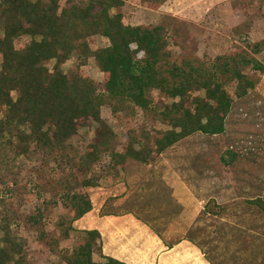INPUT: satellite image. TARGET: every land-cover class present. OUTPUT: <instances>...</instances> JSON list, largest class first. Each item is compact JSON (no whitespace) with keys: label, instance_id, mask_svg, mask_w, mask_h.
Masks as SVG:
<instances>
[{"label":"trees","instance_id":"1","mask_svg":"<svg viewBox=\"0 0 264 264\" xmlns=\"http://www.w3.org/2000/svg\"><path fill=\"white\" fill-rule=\"evenodd\" d=\"M127 1L0 0V148L9 147L16 156L29 158L42 154L63 171L70 165L85 174L80 180L72 171L70 178L61 182L67 186L62 195L70 200L72 217L70 221L62 217L57 232L46 229L44 211L28 219L39 239L52 252L60 253L65 264H127L107 255H103V262L94 260L96 251L103 252L102 234L97 229L85 230L82 241L71 252L60 247L74 230L73 223L94 208L88 192L79 188L98 186L106 171L96 176L88 174L104 154L110 155V165L114 167L125 168L129 159L150 164L175 144L197 133L211 137L226 134L228 118L236 102L257 86V80L248 70L264 73V64L255 56L263 52L264 39L234 47L214 59L172 60L169 38L177 39L173 33L177 30V19L168 15L154 26L128 24L122 11ZM142 1L158 8L168 0ZM258 1L260 7L264 5V0ZM234 2V6L241 4L243 8L253 3L251 0ZM250 24L245 21L236 31L247 32ZM97 35L106 37L110 44L93 49L89 39ZM23 36L30 40L19 48L17 40ZM74 54L78 55L80 65L95 59L103 72L102 90L96 81L79 70L71 74L63 71L62 65ZM52 60L55 61L53 69L49 66ZM229 85L235 87L234 94L227 88ZM154 91L172 101L160 106L152 96ZM198 91H204V95L196 94ZM104 105L127 119L141 111L169 129L160 132L153 146L150 132L142 130L137 134L130 128L126 150L120 152L115 145L117 133L102 116ZM94 125L86 151L79 157L72 154V139L81 129ZM226 155L233 162L239 154L232 145L221 155L223 163H228ZM260 156L258 151L254 152L253 161L257 162ZM168 191L169 201H173ZM248 202L264 214V195ZM169 207L173 209V202ZM223 210V206L210 200L204 213L219 216ZM174 211L167 210L170 219ZM137 217L170 248L184 238L168 241L147 218ZM185 238L202 249L193 239ZM0 264H30L25 242L13 233L9 215L1 217Z\"/></svg>","mask_w":264,"mask_h":264},{"label":"rangeland","instance_id":"2","mask_svg":"<svg viewBox=\"0 0 264 264\" xmlns=\"http://www.w3.org/2000/svg\"><path fill=\"white\" fill-rule=\"evenodd\" d=\"M63 1L66 3L67 0ZM251 1L252 5L243 8L241 4L234 6V0H168L158 8H151L142 0H128L122 11L125 22L131 25L154 26L162 23L168 15L175 17L177 30L173 33L177 39L170 37L168 47L172 60L202 61L206 57L214 59L225 55L234 47H245L247 43L264 39V5L260 7V1ZM245 21L251 22L250 29L247 32L242 30L240 34L236 28ZM29 40L28 36L19 38L18 47L23 48ZM89 41L93 49L110 44L106 37L100 35ZM255 56L264 64V50ZM54 64V60L50 61V68L53 69ZM62 68L67 74L79 70L96 81L102 90L103 72L94 58H90L86 65H80L78 55L74 54ZM248 72L257 80V86L247 97L235 100V110L228 118L226 134L211 137L197 133L175 144L150 164L129 159L125 168L114 167L110 165V155L104 154L88 174L96 176L106 171L98 186L79 188V191L88 192L97 209L93 208L89 215L73 223L74 230L69 239L60 244L62 250L71 252L82 241L85 230L97 229L101 232L103 225L105 235L123 238L124 221L108 219L106 213H123L130 209L136 210L138 216L149 219L168 241H175L181 236L193 239L215 264H264V214L248 202L258 195H264V73H254L250 69ZM227 88L234 94V86ZM195 93L204 95V91ZM152 96L160 106L172 101L159 91H154ZM102 116L117 133L115 145L120 152L126 150L130 128L137 134H141L142 130L150 132L153 146L155 138L161 136L160 132L169 129V126L147 118L141 111L127 119L124 114L116 115L109 105H104ZM95 127L81 129L72 139V154L79 157L86 151ZM232 145L234 151L247 155L245 157L249 160L253 159L256 151L261 156L254 165L246 166L242 162L228 168L221 162V155ZM72 171L80 180L84 178L82 171L70 165L63 171L57 164L49 163L42 154L29 158L16 156L9 147L0 148V223L3 215H9L13 233L25 242L30 264H65L60 253L52 252L39 239L38 233L28 224V219L44 211L46 229L56 232L62 217L71 220L70 200L62 195L67 186L61 182L70 178ZM213 171L223 173L217 174L218 179L214 180L211 177ZM171 175L189 178V191L182 184V193H177L182 194L185 202H190L189 214L184 216L178 212L173 220L167 216V210H171L169 204L172 203L167 185ZM202 177L204 179L200 180ZM222 178L227 181L220 182ZM246 179L252 182H244ZM248 185L252 190L244 192ZM215 186L216 189L212 190ZM220 186L226 191L222 190L219 197L227 201L221 205L224 207L222 215L205 214L208 201L217 203L218 198L215 197L218 195L214 194ZM185 192H189L188 200ZM104 201V207L99 210ZM106 239V236L105 239L101 238L103 252L94 253L95 261H105V248L112 246ZM136 241H140V238ZM136 245L141 247L145 243L137 242ZM195 251L194 243L186 241L172 254V260L164 264H198ZM186 253L189 257L187 261L184 258Z\"/></svg>","mask_w":264,"mask_h":264},{"label":"crops","instance_id":"3","mask_svg":"<svg viewBox=\"0 0 264 264\" xmlns=\"http://www.w3.org/2000/svg\"><path fill=\"white\" fill-rule=\"evenodd\" d=\"M238 152V156L236 157V159L233 162H230V156L226 155V160L228 163H222L224 164V166L228 167V168H232L234 166H236L237 164H241L242 162H245L246 166H249V164H255V162L253 161V159L249 160L247 159L245 156L247 155H241V153L239 151ZM168 173V172H167ZM223 171L221 173H216V171H213V175L211 176L214 180H217L218 177L216 176L217 174H222ZM206 174V173H205ZM172 177L167 180V185L170 187L168 189H170V191H172V198H174V200L172 201L174 204V209H171V211L175 210V214L172 215V220L174 219L175 216H177V213L180 212L181 214H183L184 216H186L187 214H189V205L190 202L187 203L184 201L182 194L177 195L178 191L181 192V187H183L182 184H185L184 187L187 191H189V178H183V177H179L176 178L175 175H171ZM166 177V176H165ZM167 179V178H166ZM204 179L203 177L200 178ZM206 179V178H205ZM125 181V180H124ZM222 181H227V179L222 178ZM247 181L248 182H252V180H244V182ZM181 184V185H180ZM124 185H126V182H124ZM213 186V184H212ZM216 189L215 187H212V190ZM222 190L226 191V188H224L223 186H220L218 188V190L216 191V193L214 194V196H216L215 198L217 199V203L219 205L224 204L227 201H224V197H219V195L222 194ZM249 190H252L250 188V186H246L244 189V192H248ZM218 192V194H217ZM182 193V192H181ZM192 193V192H191ZM184 194H187V200L189 199V192H185ZM196 198L194 197L193 200H195ZM221 200H223L221 202ZM93 205H95L93 203ZM105 205V201L103 203H101L99 210L104 207ZM97 208L94 207V210H96ZM91 212L87 213L85 216L89 215ZM85 216H83L82 218H84ZM137 211L136 210H127L123 213H117L116 215H106V217H108V219L112 218L114 220H123L124 223L122 224V228L124 229L123 232V238L122 237H115L114 235L108 236L104 234V228L105 225H103V231H101L102 233V238L105 239L106 236V241L109 244H112V246L109 247V249L105 248V254L107 256H112L114 258H117L127 264H164V262L167 261H171L172 260V254L175 252V250L179 249L182 244L187 240L185 237L182 238V240L180 242H178L177 244H175L173 247H168L166 245V243L164 242V240L158 236L156 234V232L148 225L146 224L144 221L138 219L137 217ZM142 217V216H141ZM142 219H146L143 218ZM229 219H231V217H229ZM117 220V222H119ZM147 221H150L148 219H146ZM127 224H126V222ZM136 233V235L134 236V234ZM126 237V238H125ZM140 241H136V239H139ZM137 242H144L145 245L138 247L136 244ZM195 245V244H194ZM196 246V245H195ZM188 253H186V255L184 256L185 260H188ZM195 256L197 257L198 260V264H212L211 261H214L212 258L208 257L207 252L204 251L203 249L199 248L198 246H196V251H195ZM211 259V260H210ZM186 263V262H185Z\"/></svg>","mask_w":264,"mask_h":264}]
</instances>
